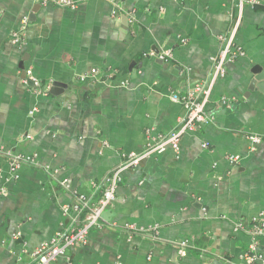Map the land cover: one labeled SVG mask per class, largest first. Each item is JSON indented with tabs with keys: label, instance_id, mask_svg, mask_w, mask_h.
Instances as JSON below:
<instances>
[{
	"label": "crops",
	"instance_id": "crops-1",
	"mask_svg": "<svg viewBox=\"0 0 264 264\" xmlns=\"http://www.w3.org/2000/svg\"><path fill=\"white\" fill-rule=\"evenodd\" d=\"M75 1L0 0V147L34 158L12 170L0 156V264L26 263L61 226L63 204L76 193L97 199L92 181L175 130L185 110L172 94L189 90L212 122L122 171L100 226L51 264H252L247 230L264 213V92L249 86L264 74V0ZM230 37L239 55L215 76ZM26 68L45 93L25 81ZM127 223L145 236L127 240ZM181 238L190 240L183 257L172 244ZM256 241L264 257V235Z\"/></svg>",
	"mask_w": 264,
	"mask_h": 264
},
{
	"label": "built area",
	"instance_id": "built-area-1",
	"mask_svg": "<svg viewBox=\"0 0 264 264\" xmlns=\"http://www.w3.org/2000/svg\"><path fill=\"white\" fill-rule=\"evenodd\" d=\"M41 4H53L59 7L75 8L77 2L75 0H37ZM251 6L258 3V0H249ZM27 18L22 19V24L19 30L12 34V41L14 43H21L24 39V30L27 26ZM239 55V50L234 48L231 37L227 40L225 46L219 52L218 58L215 60V76H223L226 72V63L234 60ZM170 56L168 52L159 55L162 60ZM97 69L92 68L90 75L97 74ZM25 81L32 86L36 92H44L42 82L33 75L31 68L24 70ZM80 81L86 80V75L79 77ZM206 94L207 91L205 90ZM172 99L182 103L184 107V116L180 121L179 126L165 135H159L156 139L149 143L140 152H129L124 154L121 163L105 174L100 180L92 181L91 186L93 192H98L99 197L95 200L91 196L84 193H76L75 200L62 205V214L64 220L61 226L53 233L51 238L41 243L29 255V260L25 263L21 257L17 258L15 264H51L60 256H64L69 248L78 244H82L87 240L89 232L94 227L100 226L101 214L115 199V190L118 182L121 179V172L135 167L139 162L154 153H161L167 147L177 150L179 148L180 138L189 131L197 130L202 126L212 122L211 115L205 112L204 101L197 102L194 99L191 90L184 94L174 93ZM34 108L31 113L35 110ZM252 143L257 144L261 141V137L254 134H247ZM207 144H203L206 147ZM0 156L6 158L12 170H16L21 164L34 163L33 156H24L21 154H14L6 152L0 147ZM230 161L236 162L239 159L237 155H228ZM62 185L65 181L61 182ZM241 225V224H239ZM122 232L126 234L127 240H131L134 236L144 235L145 232L138 229L133 224L127 223L121 226ZM251 236V243L249 245L250 253L245 255V259L252 264H264V257L256 251V238L264 235V213L257 214L251 217L250 226L247 230ZM154 238L156 236H152ZM173 246L179 256L183 257L187 254L190 240L188 238H181L172 241ZM229 263L230 261L227 260Z\"/></svg>",
	"mask_w": 264,
	"mask_h": 264
},
{
	"label": "water",
	"instance_id": "water-1",
	"mask_svg": "<svg viewBox=\"0 0 264 264\" xmlns=\"http://www.w3.org/2000/svg\"><path fill=\"white\" fill-rule=\"evenodd\" d=\"M260 83H263V84H260ZM254 87L259 88L260 91L264 92V74L262 73V71H258V73L254 75L250 83L249 90ZM175 254L177 253L175 252Z\"/></svg>",
	"mask_w": 264,
	"mask_h": 264
}]
</instances>
